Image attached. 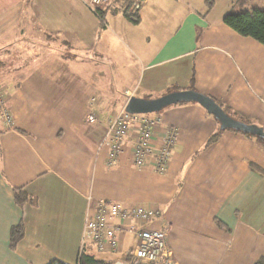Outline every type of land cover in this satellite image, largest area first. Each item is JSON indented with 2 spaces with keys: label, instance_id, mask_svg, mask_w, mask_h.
I'll list each match as a JSON object with an SVG mask.
<instances>
[{
  "label": "crops",
  "instance_id": "1",
  "mask_svg": "<svg viewBox=\"0 0 264 264\" xmlns=\"http://www.w3.org/2000/svg\"><path fill=\"white\" fill-rule=\"evenodd\" d=\"M239 1L215 0L207 11L204 0H142L137 24L118 1L101 25L87 0H0V85L13 118L10 129L0 123V241L22 225L19 244L36 243L23 257L19 244L9 248L22 264H75L86 213L100 200L156 207L146 228L166 230L176 264L264 258V151L253 140L226 130L205 147L220 126L184 103L157 114L153 145L176 134L163 174L150 163L133 167L130 142L109 167L104 144L109 119L130 97L157 99L190 84L264 127V47L222 22ZM19 187L23 206L13 199ZM115 238L117 251L86 248L126 264L136 236ZM53 247L59 256L50 258Z\"/></svg>",
  "mask_w": 264,
  "mask_h": 264
},
{
  "label": "built area",
  "instance_id": "2",
  "mask_svg": "<svg viewBox=\"0 0 264 264\" xmlns=\"http://www.w3.org/2000/svg\"><path fill=\"white\" fill-rule=\"evenodd\" d=\"M114 0H87L90 10H102ZM138 6V2L136 3ZM5 97L0 89V121L8 128L13 126V118L4 107ZM86 122H96L94 115L88 114ZM161 126V119L129 115L124 110L108 121L104 144L108 148L106 163L109 167L117 164L123 146L130 142L133 167L145 168L150 163L157 173H164L176 142V134L168 131L160 147L153 145V130ZM135 137L129 140L131 131ZM160 211L156 207L120 202L95 201L86 213L80 249L92 246L96 253L118 250L116 232L136 236L135 247L129 254L131 264H176L168 247L165 229H147L146 223L156 219Z\"/></svg>",
  "mask_w": 264,
  "mask_h": 264
},
{
  "label": "trees",
  "instance_id": "3",
  "mask_svg": "<svg viewBox=\"0 0 264 264\" xmlns=\"http://www.w3.org/2000/svg\"><path fill=\"white\" fill-rule=\"evenodd\" d=\"M118 1L122 3V8H120L118 11L121 12V14L130 23L137 24L139 21L137 10L140 8L142 0H114L102 10H96V9L93 10L95 15L98 17L99 23L101 25L104 24L105 13L108 11L109 8H111L112 5H114ZM137 2H139L138 6L136 5ZM214 2L215 0H204L207 11H210L213 8ZM252 5L253 4H249L246 7L244 2L239 1V3L237 4V7L239 8L235 7L233 10L225 14L222 18V22L228 28H230L232 31L238 34L239 36L244 37V38H250L264 47V8L251 7ZM4 67H6V65L1 64L0 68L3 69ZM0 89L2 90V93L5 97L4 107L8 108L7 88L4 85H0ZM187 90H194L192 84H190ZM215 102L222 108L224 113H226L229 117H231L232 119L238 121L240 124L243 125L242 129L227 130V131H233L235 133L245 136L246 138L250 140H253L254 143H256L258 147H260V149L264 151V127L254 124L249 118L236 115L235 113L231 112L230 109L224 107L219 102L217 101ZM124 109L125 107H123L120 111H118L117 114ZM159 113L136 114V116H145L148 118H159L157 115ZM90 114L93 115L92 113ZM129 115H132V114H129ZM0 123L4 125L1 121ZM224 131L226 130L219 129L218 133L209 137L208 141L206 142L205 147H208L209 145L214 143L219 138L221 132H224ZM13 197H14L13 198L14 202L17 204V206H23L26 203V194L23 191V188L21 187L13 190ZM22 236H23V228L21 224L11 227L10 233H9V246L11 249H14L19 244L20 240L22 239ZM126 261H127L126 264H131L130 257L127 256ZM48 264H65V263L58 261V260H52ZM75 264H111V263L106 262L104 260L97 259L92 253H90L89 248H83L81 252L79 251ZM255 264H264V258L260 259Z\"/></svg>",
  "mask_w": 264,
  "mask_h": 264
},
{
  "label": "water",
  "instance_id": "4",
  "mask_svg": "<svg viewBox=\"0 0 264 264\" xmlns=\"http://www.w3.org/2000/svg\"><path fill=\"white\" fill-rule=\"evenodd\" d=\"M182 103L197 104L218 122L221 130H239L243 127L238 121L224 113L222 108L212 98L193 90L172 92L157 99L130 97L124 111L132 115L153 114L159 113L167 107Z\"/></svg>",
  "mask_w": 264,
  "mask_h": 264
},
{
  "label": "rangeland",
  "instance_id": "5",
  "mask_svg": "<svg viewBox=\"0 0 264 264\" xmlns=\"http://www.w3.org/2000/svg\"><path fill=\"white\" fill-rule=\"evenodd\" d=\"M242 1V0H241ZM245 3V6L247 7L249 4H253L251 7L256 8H264V0H243ZM139 4V2H138ZM239 8V7H237ZM10 233V230H9ZM36 246L35 241H29V238L26 239V241H21V243L18 245L17 253L20 257H23L24 252L29 249V251ZM20 247H23V250L20 249ZM9 241H0V261H2L3 264H22L11 252H14L9 249ZM16 248V247H15ZM14 248V249H15ZM38 249H41V246L38 245ZM53 253L49 256L50 258L58 257L56 250L54 247L51 249ZM24 251V252H23ZM30 253V252H29ZM97 259H107V257L102 255L94 254ZM64 258V257H63ZM65 259V258H64ZM62 262V261H61ZM64 263V262H63ZM66 264V263H65Z\"/></svg>",
  "mask_w": 264,
  "mask_h": 264
}]
</instances>
